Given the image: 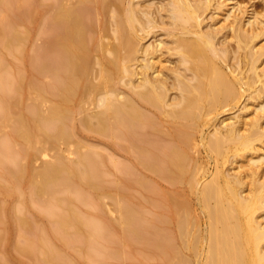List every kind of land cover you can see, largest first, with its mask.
<instances>
[{"label":"bare ground","instance_id":"1","mask_svg":"<svg viewBox=\"0 0 264 264\" xmlns=\"http://www.w3.org/2000/svg\"><path fill=\"white\" fill-rule=\"evenodd\" d=\"M141 3L0 0V248L15 233L40 264L124 247L129 264H264V4ZM252 98V118L221 120Z\"/></svg>","mask_w":264,"mask_h":264},{"label":"rangeland","instance_id":"2","mask_svg":"<svg viewBox=\"0 0 264 264\" xmlns=\"http://www.w3.org/2000/svg\"><path fill=\"white\" fill-rule=\"evenodd\" d=\"M136 1H140V3L143 1H141V0H136ZM154 1H156V2H158V1H160V0H144L142 3H141V5L143 6V5H146L148 2H151V3H156V2H154ZM243 8H248V6H250L251 4H252V9L255 11V13L256 14H261L262 13V10H263V4L264 3H262V1L261 0H236ZM145 3V4H144ZM228 3V2H227ZM229 4V3H228ZM208 13V11L204 14V16L206 15ZM242 14L240 13L239 14V17L241 16ZM220 17H218V19H213V20H211V22L210 23H213V24H215V27H217V28H219L220 29V34H227V25L228 24H230L228 21H223V16H222V14L221 15H219ZM207 17H209V15H207ZM207 23V22H206ZM205 23V24H206ZM209 23V24H210ZM36 40L34 41V44L36 45V46H38V45H40V43L42 44V40H41V38L40 39H38V37H36L35 38ZM41 40V41H40ZM233 43V42H232ZM253 44H254V46H255V48H258V49H260L261 47H263L264 46V34L263 35H260V36H258V37H256L255 39H254V42H253ZM241 50V49H240ZM239 50V54H237V55H242L241 54V52H243V50H241L240 51ZM262 58V59H261ZM261 58H260V60H262L261 62H263V59H264V55L262 54V56H261ZM242 61V63L240 64V70L242 71V72H244V74L246 75L247 74V72H248V68H247V66H246V64L243 62V59L241 60ZM260 62H258L257 63V66H258V76H259V81L261 80L260 78V75L262 76V74H264V67L262 66L263 65V63H262V65H261V63L259 64ZM260 65V66H259ZM263 67V68H262ZM249 73V72H248ZM248 75V74H247ZM264 78L262 77V80H263ZM259 84H260V82H259ZM257 85H258V82H257ZM254 96V95H253ZM256 100H254L253 98L252 99H250V100H248L247 102H246V104H248V105H246L247 106V108L246 109H240V110H237L236 108H233L231 111H229V113L228 114H226V115H224L222 118H221V120L222 119H225V118H228V117H233V116H235V115H237V116H242L243 118H246V119H249V118H252L253 116H254V114H255V111H253L254 110V108L256 107L254 104H256V102H255ZM254 103V104H253ZM253 115V116H252ZM256 115H259V113L257 112V114ZM260 115H261V112H260ZM83 140V139H82ZM84 140H86V139H84ZM83 140V141H84ZM73 147V146H72ZM72 147H70V148H72ZM84 149V148H83ZM82 149V150H83ZM52 154H54L53 153V151H48V153H47V155H46V157H44V158H46V159H44V158H42V157H39L37 160H36V164H35V166H39V164H41L44 160H48V159H51V157L53 156ZM68 157H71V158H73V155H68ZM48 158V159H47ZM41 159V160H40ZM43 159V160H42ZM38 164V165H37ZM112 192V191H111ZM112 193H114V191L112 192ZM149 197H151L152 198V196H150V195H148ZM106 200V199H105ZM110 199H108V200H106V202H104V204H105V209H106V211H109L108 212V216L109 217H112V218H114V215H115V213H113L112 212V210L114 209V208H112L111 207V205H112V201H111V203H109L110 201H109ZM113 206V205H112ZM108 208V209H107ZM110 209H111V212H110ZM148 210V209H147ZM96 211V213L97 214H99L97 211H102V210H95ZM95 211H94V213H95ZM148 211H150V210H148ZM102 213H104V212H102ZM38 214V213H37ZM101 214V213H100ZM99 214V215H100ZM154 214V212H152V211H150L149 212V214H147V216L148 217H150V216H152ZM18 215L20 216L21 214H19L18 213ZM104 215V214H103ZM102 215V216H103ZM104 216H107V214L106 215H104ZM107 216V218L109 219V217ZM38 217H40V215H38ZM41 217H43V216H41ZM44 218V217H43ZM111 218V219H112ZM48 221V220H47ZM46 221V218H45V220L43 219V222H45V223H48ZM114 234V233H113ZM14 236V237H13ZM10 238V241H9V245H7V247L4 249V246H3V250H4V253L6 254L5 256L6 257H8V255H9V260H11L12 262V264H40V263H38L37 261H36V259H34V256L33 255H31V254H25L24 252L22 253V252H18V250H15V249H17V248H14V245L16 244V241H15V239L17 240V234H15V233H12L11 234V236L9 237ZM14 239V240H13ZM15 243V244H14ZM18 244V243H17ZM112 245V244H111ZM111 245H110V247H109V249H113V246L111 247ZM0 248V249H1ZM9 249V250H8ZM5 250H6V252H5ZM15 250V251H14ZM127 247H124V249L122 248V250L119 252L120 254H122V255H119V257L115 260V259H112L111 257L109 258V257H106V259H104V260H107L106 261V264H108V262L110 263V264H129V262H127V259H126V257L124 256L125 254L127 255ZM8 251V252H7ZM112 251V250H111ZM1 252H2V250H1ZM11 252V253H10ZM123 252V253H122ZM3 253V254H4ZM73 256L75 255V252L74 251H71L70 252ZM121 256V257H120ZM103 260V261H104ZM127 262V263H126ZM157 262H150V263H147V264H156ZM90 264H98V263H96V262H93V263H90Z\"/></svg>","mask_w":264,"mask_h":264}]
</instances>
